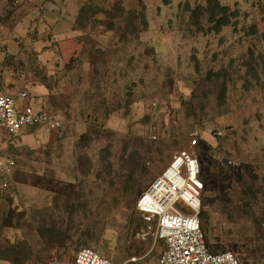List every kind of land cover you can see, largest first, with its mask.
<instances>
[{
	"label": "rangeland",
	"instance_id": "rangeland-1",
	"mask_svg": "<svg viewBox=\"0 0 264 264\" xmlns=\"http://www.w3.org/2000/svg\"><path fill=\"white\" fill-rule=\"evenodd\" d=\"M77 15L95 74L62 88L80 112L60 98L48 110L69 138L56 150L68 176H17L50 195L0 183V264L83 248L158 264L164 242L138 202L194 139L210 250L264 264V0H83Z\"/></svg>",
	"mask_w": 264,
	"mask_h": 264
},
{
	"label": "crops",
	"instance_id": "crops-1",
	"mask_svg": "<svg viewBox=\"0 0 264 264\" xmlns=\"http://www.w3.org/2000/svg\"><path fill=\"white\" fill-rule=\"evenodd\" d=\"M82 2L0 0V94L15 96L20 108L31 105L36 111H58L53 103L55 99L71 100L67 110L80 112L75 107L78 103L74 96L62 88L74 84L80 86L78 76L84 71L82 76L86 80V88L87 79H91L89 68L95 74V64L92 67L90 60L83 58L85 54L90 56L91 50L78 40L81 33L74 29L79 3ZM43 69L46 72L44 76L40 74ZM24 88L30 91L22 90ZM22 92L28 93L27 99L19 97ZM111 113L115 114L114 108ZM58 133L47 126L26 127L18 137H13L0 129L3 157L16 161L11 184L20 187L19 195L51 194L18 180L19 175L52 176L60 180L62 175L68 176V168L61 166L62 156L57 158L56 153L64 144L67 155L69 138L61 139Z\"/></svg>",
	"mask_w": 264,
	"mask_h": 264
},
{
	"label": "built area",
	"instance_id": "built-area-1",
	"mask_svg": "<svg viewBox=\"0 0 264 264\" xmlns=\"http://www.w3.org/2000/svg\"><path fill=\"white\" fill-rule=\"evenodd\" d=\"M27 92L19 97L28 98ZM47 126L61 131L63 121L49 111H36L31 105L20 108L17 98L0 94V129L18 137L26 127ZM264 129V118L262 120ZM198 140L175 155L169 167L148 187L138 202V210L148 223L156 224V237L164 242L159 264H241L231 251L210 250L201 223V180L195 151ZM14 159L5 160L0 145V183L8 189L16 170ZM183 205L179 210L177 205ZM136 259H134L135 261ZM51 264H113L96 250L83 248L68 262Z\"/></svg>",
	"mask_w": 264,
	"mask_h": 264
},
{
	"label": "trees",
	"instance_id": "trees-1",
	"mask_svg": "<svg viewBox=\"0 0 264 264\" xmlns=\"http://www.w3.org/2000/svg\"><path fill=\"white\" fill-rule=\"evenodd\" d=\"M215 6H216V7H220V5H219L218 3H216ZM229 164H230V163H229ZM42 178L44 179L45 177H42ZM202 229H203V226H202ZM203 231H204V229H203ZM204 234H205V236H206V241H207V244H208V246H209V243H208V235L205 233V231H204ZM209 248H210V246H209Z\"/></svg>",
	"mask_w": 264,
	"mask_h": 264
}]
</instances>
